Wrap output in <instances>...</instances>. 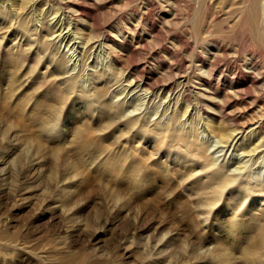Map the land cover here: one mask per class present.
<instances>
[{"label":"rangeland","instance_id":"rangeland-1","mask_svg":"<svg viewBox=\"0 0 264 264\" xmlns=\"http://www.w3.org/2000/svg\"><path fill=\"white\" fill-rule=\"evenodd\" d=\"M153 1L0 0V264H264L256 119L197 95L264 114V0Z\"/></svg>","mask_w":264,"mask_h":264},{"label":"bare ground","instance_id":"bare-ground-1","mask_svg":"<svg viewBox=\"0 0 264 264\" xmlns=\"http://www.w3.org/2000/svg\"><path fill=\"white\" fill-rule=\"evenodd\" d=\"M153 0H151V3H155V1H153ZM147 5V4H146ZM149 5H150V3H149ZM152 5V4H151ZM150 5V6H151ZM156 5V4H155ZM154 5V6H155ZM153 7V5L151 6V8ZM83 8V7H82ZM85 8V7H84ZM146 8V7H145ZM150 8V7H149ZM153 9V11H154V8H152ZM156 9V8H155ZM151 10V9H150ZM81 11V15H84V16H86V12L84 13V10L83 9H81L80 10ZM151 12V11H150ZM149 13V12H148ZM243 15V14H242ZM242 18H245V19H248L247 18V16L246 15H243V17ZM241 18V19H242ZM148 20V19H147ZM240 20V19H239ZM157 26H154V25H152V29H155ZM135 28V27H134ZM138 28L136 27V30H137ZM158 30V29H157ZM158 34V33H157ZM178 40H179V42L181 43V44H184L185 45V47L187 48V49H189V45L188 44H185V42H187L186 40H184L182 37H178ZM129 45V44H128ZM91 46V45H90ZM130 46V45H129ZM129 46H127V49H130V47ZM222 47V46H221ZM132 48H133V46H132ZM131 48V49H132ZM93 49V48H92ZM134 52V51H133ZM200 59V58H199ZM143 69V68H142ZM169 71V70H168ZM143 72V71H142ZM172 72V71H171ZM215 72V71H214ZM230 72V71H229ZM222 73V72H221ZM198 76V75H197ZM235 76H238L239 77V73L237 74H235L234 75V77ZM66 77V76H65ZM210 77V76H209ZM205 78L206 77H204V79L203 80H201V81H203L204 82V84H207V82H208V80H210V79H207V81L205 80ZM134 81H135V83H136V79L133 77L132 78ZM143 79H145V82L146 83H151L152 84V82H151V79L150 78H147V77H144ZM212 79V78H211ZM236 79V78H235ZM219 80V79H218ZM186 81V80H185ZM184 81V82H185ZM190 82V81H189ZM250 82H252L251 80H250ZM253 83V82H252ZM209 84H210V82H209ZM232 84V83H231ZM230 84V85H231ZM201 85H203V83H201ZM216 86V85H215ZM246 86V85H245ZM166 88H167V91H168V93L170 92V88H168L169 87V85H167V86H165ZM182 87H183V93L185 94V92H186V83L185 84H183L182 85ZM232 88V87H231ZM230 88V89H231ZM165 90V89H164ZM234 90V89H233ZM244 90H246L247 92H248V88H245ZM166 91V90H165ZM230 93H233V91L231 92V91H224V90H220V89H218V88H214V87H211V88H207V89H202V92H198L197 93V95H199V99L201 98V100H202V97L204 98H207L208 96L210 97H214V96H218V95H220V96H222V98L224 99V98H226V101H224L223 102V105L222 106H220V108H219V110H218V112L217 113H213L214 115H215V117H218V118H222L223 119V121L224 122H226L227 124H229L230 126H231V128H233V130L226 136V140L225 141H223L222 143H224L225 145H228V144H231L232 143V141H234V139H235V136H239V135H242L244 132H245V130H246V128L247 127H249L251 124V122H253L252 120L253 119H256L255 120V122L252 124V125H255L254 126V129L253 130H251L250 132H252V135L254 136V135H258V137H257V140H258V145L256 144L253 148H251L250 149V151L249 152H251L252 154H255V156H254V160L253 161H251L250 159V161L251 162H253V163H255V157L259 154V152H262V151H258L259 149H261L262 147H264V135H263V131H264V114H260L258 117L257 116H253V117H251V118H249V119H247V117L245 116V114L246 113H239L238 111H237V109L235 108V110L233 109V108H228L227 107V100H228V98H229V96H228V94H230ZM196 94V93H195ZM249 94V93H248ZM201 95V96H200ZM183 97H186V95H183ZM248 97H249V100H250V105H255L256 107H260V108H262V110H263V108H264V101L263 100H258V99H256V97H254V96H251V95H248ZM214 100V99H213ZM213 100H211L210 98H209V101L208 100H206V102H208V103H210V102H212ZM248 100V101H249ZM239 103V102H238ZM253 108V107H252ZM253 110V109H252ZM261 110V111H262ZM257 112V111H256ZM203 114V113H202ZM258 114V113H257ZM205 115V114H204ZM250 116V115H249ZM56 118V117H55ZM204 119L205 120H207V116H204ZM52 120V119H51ZM54 120V119H53ZM56 123V122H55ZM53 124V123H52ZM54 125V124H53ZM44 131L45 132H47L48 130H46V129H44ZM201 132H203V131H201ZM250 136V135H249ZM250 138V137H249ZM229 141V143H228V141ZM212 142V141H211ZM209 140H206L205 141V143H206V145L208 146V148L209 147H211V148H213V147H215V144H214V142H213V145H212V143H211ZM242 142V141H241ZM243 143V142H242ZM229 146V145H228ZM218 148H216L212 153L213 154H217V153H221V149L220 150H217ZM228 150V149H227ZM208 152V151H207ZM211 157L213 158V155L211 154H208V159H211ZM260 158V157H259ZM241 162V161H240ZM241 164H243L242 166L243 167H241L240 169H242V168H244L246 165V163H241ZM249 165V164H248ZM219 165L218 164H216V165H214V163L213 162H211V169L209 170V176L210 177H212L213 179L209 182V185H214V186H220V184L221 183H223L224 182V180L223 179H221V178H219V177H224L225 175H232V174H236V176H235V178L236 177H242V176H246V178L247 179H245L244 181H241V182H245L244 184H241V186L239 187V191L240 192H243L244 190H246V189H248V188H250V186L252 185V183L250 182V180H253L252 178H251V176H250V172H251V165H249L248 166V170H247V167L245 168L246 169V171H244L243 173H241V172H238V173H235V172H232V171H228V170H226V168H225V166H223V169L221 168L220 170H216V168L215 167H218ZM218 173V174H217ZM204 178H206V175L205 176H203ZM158 182L159 183H170L171 184V181L170 180H158ZM171 188V185H166L165 186V189H170ZM173 190H171V191H169L168 193H170V192H172ZM255 198H252L251 200H254ZM166 200L167 201H171L172 202V200H180V198H179V195L176 193V191H173L171 194H169L167 197H166ZM178 213V212H177ZM203 218H205V219H208V216H203ZM206 224V222H205V220H203L201 223H200V225H201V227H203L204 225ZM156 228V227H155ZM163 229V226H158L156 229H155V232L157 233V234H162L161 235V238L157 241V243H156V245H157V247L158 246H161V244L163 243V241L165 242L166 241V239L167 238H170V237H172L174 234H173V232L174 233H177V231H173V232H168V233H162V230Z\"/></svg>","mask_w":264,"mask_h":264}]
</instances>
